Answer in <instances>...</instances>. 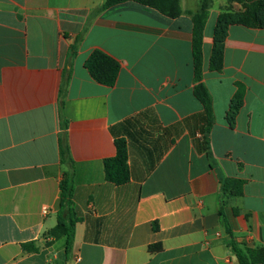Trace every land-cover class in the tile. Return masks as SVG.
<instances>
[{"label":"crops","instance_id":"0c3cea01","mask_svg":"<svg viewBox=\"0 0 264 264\" xmlns=\"http://www.w3.org/2000/svg\"><path fill=\"white\" fill-rule=\"evenodd\" d=\"M105 2L0 0V264H240L232 243L264 247V28L230 25L223 68L212 70L219 16L244 7L211 0L208 132L195 95L200 0H180L177 18ZM96 50L120 64L112 87L86 68ZM119 140L130 173L123 185L104 167ZM65 176L77 218L69 258L57 231ZM227 179L244 183L242 196L224 193ZM154 245L162 249L150 252Z\"/></svg>","mask_w":264,"mask_h":264},{"label":"trees","instance_id":"16d2710c","mask_svg":"<svg viewBox=\"0 0 264 264\" xmlns=\"http://www.w3.org/2000/svg\"><path fill=\"white\" fill-rule=\"evenodd\" d=\"M134 1L141 5L158 10L163 15L177 18L182 14L180 0H106L103 8H110L121 3ZM201 5L198 12L193 16V59L195 69V80L197 82L195 95L205 108L208 118L209 132L214 124V112L212 97L207 87L202 83L203 80V45L204 31L211 8V0H200ZM230 4L237 2L243 5L244 11L222 13L216 25L214 33V47L211 56L210 68L214 71H221L223 68V55L225 41L230 25L238 24L248 28H264V0H229ZM86 68L91 77L98 83L112 87L116 84L120 72L118 61L110 57L101 50L94 51L86 62ZM244 103V92H237L232 100L231 107L227 113V121L230 126H234L236 117ZM117 154L114 158L105 161L106 179L116 185L126 184L130 180L128 168V151L126 142L119 140L116 142ZM62 147V155L66 157V150ZM244 183L239 180L227 179L224 181V193L229 192L233 196L243 195ZM61 210L58 217L57 231L66 237V254L72 251L75 239V215L73 194L74 184L69 176H65L61 183ZM157 230V227L155 228ZM232 248L236 252L240 264H264V247L258 249H241L232 243ZM28 249V245H24ZM160 245L150 246V252L160 251Z\"/></svg>","mask_w":264,"mask_h":264},{"label":"rangeland","instance_id":"374dc122","mask_svg":"<svg viewBox=\"0 0 264 264\" xmlns=\"http://www.w3.org/2000/svg\"><path fill=\"white\" fill-rule=\"evenodd\" d=\"M230 8H231V7H228L226 10H227V11H230V10H231Z\"/></svg>","mask_w":264,"mask_h":264}]
</instances>
